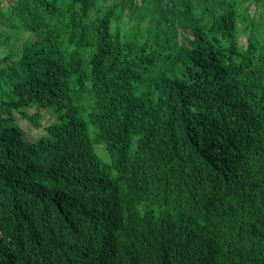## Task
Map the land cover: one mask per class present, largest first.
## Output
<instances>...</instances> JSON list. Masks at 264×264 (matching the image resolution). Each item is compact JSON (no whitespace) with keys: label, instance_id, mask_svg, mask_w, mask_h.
I'll return each mask as SVG.
<instances>
[{"label":"trees","instance_id":"obj_1","mask_svg":"<svg viewBox=\"0 0 264 264\" xmlns=\"http://www.w3.org/2000/svg\"><path fill=\"white\" fill-rule=\"evenodd\" d=\"M0 264H264V0H0Z\"/></svg>","mask_w":264,"mask_h":264},{"label":"rangeland","instance_id":"obj_2","mask_svg":"<svg viewBox=\"0 0 264 264\" xmlns=\"http://www.w3.org/2000/svg\"><path fill=\"white\" fill-rule=\"evenodd\" d=\"M42 112L44 114V118H43V121H42V127L41 128H38V129L31 128V125H32L31 122H28L27 120H23V119H22V121L20 120L21 121L20 124L23 127H25V128L29 127L30 128V131H28V137L30 135H32L30 139H34V138L40 137L42 135H45L46 134V127L48 125H50L52 122H55L54 121L55 118L53 116L45 113L44 110L41 111V114H42ZM17 116H20V115L17 114Z\"/></svg>","mask_w":264,"mask_h":264},{"label":"bare ground","instance_id":"obj_3","mask_svg":"<svg viewBox=\"0 0 264 264\" xmlns=\"http://www.w3.org/2000/svg\"><path fill=\"white\" fill-rule=\"evenodd\" d=\"M241 120H243V119H241Z\"/></svg>","mask_w":264,"mask_h":264}]
</instances>
